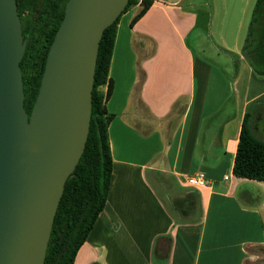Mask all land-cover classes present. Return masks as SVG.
<instances>
[{
  "label": "crops",
  "instance_id": "0c3cea01",
  "mask_svg": "<svg viewBox=\"0 0 264 264\" xmlns=\"http://www.w3.org/2000/svg\"><path fill=\"white\" fill-rule=\"evenodd\" d=\"M210 1L152 0L131 25L134 6L119 16L110 181L72 264H264V181L232 173L243 114L264 126V73L241 52L255 0ZM196 170L209 186L184 181Z\"/></svg>",
  "mask_w": 264,
  "mask_h": 264
},
{
  "label": "water",
  "instance_id": "95a60500",
  "mask_svg": "<svg viewBox=\"0 0 264 264\" xmlns=\"http://www.w3.org/2000/svg\"><path fill=\"white\" fill-rule=\"evenodd\" d=\"M127 0H66L29 113L15 0H0V264H42L63 184L87 136L98 41Z\"/></svg>",
  "mask_w": 264,
  "mask_h": 264
},
{
  "label": "trees",
  "instance_id": "16d2710c",
  "mask_svg": "<svg viewBox=\"0 0 264 264\" xmlns=\"http://www.w3.org/2000/svg\"><path fill=\"white\" fill-rule=\"evenodd\" d=\"M66 0H15L25 46L19 60L23 106L29 113L34 101L44 59ZM152 0H127L120 14L103 28L98 41L91 88L90 117L83 150L64 181L45 248L42 264H72L75 252L84 241L94 220L104 206L111 173V155L107 125L112 113L105 101L112 89L108 75L116 22L128 8L135 10L131 25ZM241 52L257 73H264V0H255ZM250 114L245 112L232 163V173L264 181V138H257L250 128Z\"/></svg>",
  "mask_w": 264,
  "mask_h": 264
},
{
  "label": "built area",
  "instance_id": "2783aa9c",
  "mask_svg": "<svg viewBox=\"0 0 264 264\" xmlns=\"http://www.w3.org/2000/svg\"><path fill=\"white\" fill-rule=\"evenodd\" d=\"M225 177L226 175H224V178ZM184 181L194 187H207L210 184L202 170H196L192 173L186 174Z\"/></svg>",
  "mask_w": 264,
  "mask_h": 264
},
{
  "label": "rangeland",
  "instance_id": "374dc122",
  "mask_svg": "<svg viewBox=\"0 0 264 264\" xmlns=\"http://www.w3.org/2000/svg\"><path fill=\"white\" fill-rule=\"evenodd\" d=\"M214 4V0H211L210 2H209V4H208V6L210 7V6H212ZM217 4V3H216ZM203 17V16H202ZM201 17V18H202ZM192 38L190 37L189 39H188V43H190L191 45H193V41L191 40ZM214 58V61H216V63H218L219 65H220V67L222 68V70L223 71H225L226 73H228L229 75L232 73V72H230V69L229 68H227L225 65H224V62L221 60V59H219V58H217V57H213ZM254 133V135L257 137V138H260V139H263L264 138V126H260L256 131H254L253 132ZM149 175H151V174H149ZM150 179H154V177H152V176H150L149 177ZM161 197H163L164 198V196H161ZM166 199V198H165ZM166 202H168L167 201V199H166Z\"/></svg>",
  "mask_w": 264,
  "mask_h": 264
}]
</instances>
